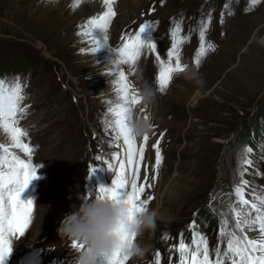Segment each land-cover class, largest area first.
<instances>
[{
	"label": "rangeland",
	"instance_id": "rangeland-1",
	"mask_svg": "<svg viewBox=\"0 0 264 264\" xmlns=\"http://www.w3.org/2000/svg\"><path fill=\"white\" fill-rule=\"evenodd\" d=\"M114 9L108 43L103 30L95 29L104 45L91 52L95 45L81 26L106 11L103 0H0V80L5 93L17 80L24 86L21 106L30 107L20 126L29 133L24 139L34 146L31 159L38 166V178L22 193L33 201L32 221L24 236L12 238L5 264H71L76 249L72 240L61 238V219L80 206L79 196L95 197L115 178L105 162L115 164L111 154L119 149L106 128L118 77L107 69L105 57L117 62L122 38L146 21L156 28L141 36L157 43L162 59L179 29L181 63L197 71L203 83L177 72L161 92L152 52L135 65L121 66L139 92L145 84L156 90L149 107L142 98L133 105V113L152 122L139 183L147 179L152 185H145L141 199L153 197L146 208L156 211V228L135 237L149 250L126 264H156L157 252L160 264H180L178 245L182 239L194 250V233L206 238L214 261L215 250L227 248L224 222L234 230L231 209L241 208L235 195L241 180L249 182L244 194L250 203L259 205L257 196L264 195V0H116ZM205 26V45L214 50L197 67ZM157 142L163 157L158 170ZM0 143L11 145L2 128ZM141 143L137 138V147ZM10 150L26 158L19 149ZM245 158L252 164H242ZM246 232L250 238L258 235Z\"/></svg>",
	"mask_w": 264,
	"mask_h": 264
},
{
	"label": "snow or ice",
	"instance_id": "snow-or-ice-1",
	"mask_svg": "<svg viewBox=\"0 0 264 264\" xmlns=\"http://www.w3.org/2000/svg\"><path fill=\"white\" fill-rule=\"evenodd\" d=\"M81 0H76L79 4ZM106 11L99 16L90 18L85 25H82V35H87L93 38L95 47L90 49L91 52H97L101 47L100 42L95 39L93 33L95 29H102L104 32V41L108 43V29L113 18L116 16L114 4L116 0H103ZM253 4L257 0H252ZM75 6V5H74ZM154 11V10H153ZM223 22V21H222ZM155 29L156 25L151 21L139 25V29L134 34L125 35L123 44L118 48L119 58L116 62L117 79L116 97L110 101L112 105L108 108L111 114V119L107 121L106 130H110L112 135V146L119 149L111 154L115 164L105 162L110 170H114L115 178L111 187L100 186L96 197L112 200L115 203L127 204L130 208L131 218H135L138 213L147 210L146 205L153 197L141 199V194L145 191V185L152 187L147 179L144 183H139L140 172L145 161V148L149 140V135L143 137V143L137 147V138L132 135L129 126V113L133 111V105L141 98L140 92L131 86L128 76L121 68L122 65H135L141 55L147 52L156 53V60L159 64V73L157 82L159 90L164 92L171 84L174 74L184 72L188 67L181 63L180 59V44L183 43V38L176 39V34L179 29L173 30V44L171 49L167 51V59H162L161 54L157 51V43L146 41L141 34L147 29ZM205 28L200 31V47L196 53V66L199 67L202 63V58L205 57L210 50H214L211 44L205 45ZM173 60L175 63H173ZM23 85L17 80L14 84L8 86L5 93V82L0 80V128L8 134L11 140V145L6 146L0 143V264H5L6 258L12 251V238L24 236L27 232L33 217V201L22 198V193L27 189L33 179L38 178V166L34 165L31 157L35 151L34 146L30 142L26 143L25 139L29 136L28 131L20 126L21 120L27 115L28 105L21 106L25 100L23 94ZM148 117L145 116V119ZM156 149V158L154 167L158 170L162 164L163 157L159 142L153 145ZM19 149L25 154L26 158H21L10 149ZM251 152V149H247ZM100 159V157H97ZM242 164L251 165L250 159H243ZM92 172H95L93 167ZM244 172H241V176ZM248 181L242 179L240 185L235 188V195L238 203L241 205L240 210L235 211L234 230L227 229V221L221 228V236L228 237L227 248L224 253L217 248L216 259L214 261L209 258V249L206 238L199 234H193L192 246L186 245L181 239L177 251L180 254V264H186L189 255L191 256L190 264H226V261H231V264H264V195L257 196V203H250L249 199L245 198L244 189L248 185ZM91 195V194H90ZM250 207H244L249 206ZM255 212V216L252 212ZM195 221L193 222V227ZM256 231L257 236L250 238L246 232ZM237 232L243 235H237ZM167 238V237H165ZM126 243L134 241L135 235H125L123 237ZM74 249H83V244L79 241H73ZM202 258H198L201 256ZM129 258L127 256L116 255L107 261H102L101 264H126ZM156 264H160V254L156 253Z\"/></svg>",
	"mask_w": 264,
	"mask_h": 264
},
{
	"label": "clouds",
	"instance_id": "clouds-1",
	"mask_svg": "<svg viewBox=\"0 0 264 264\" xmlns=\"http://www.w3.org/2000/svg\"><path fill=\"white\" fill-rule=\"evenodd\" d=\"M57 3L58 0H50ZM184 77L202 84L199 73L186 68ZM156 90L148 85L141 88L140 96L145 107L154 101ZM129 126L136 138H143L152 132V122L139 114L129 113ZM80 206L73 207L70 213L60 221L58 232L61 238L79 241L83 249H76L71 264H101L102 261L119 255L128 258L143 257L148 252V246L138 241L126 243L125 235L139 237L145 230L156 228L157 213L145 210L131 218L127 204L115 203L112 200L99 197L88 198L79 196Z\"/></svg>",
	"mask_w": 264,
	"mask_h": 264
},
{
	"label": "bare ground",
	"instance_id": "bare-ground-1",
	"mask_svg": "<svg viewBox=\"0 0 264 264\" xmlns=\"http://www.w3.org/2000/svg\"><path fill=\"white\" fill-rule=\"evenodd\" d=\"M90 37V36H89ZM94 37H95V39H97L99 42H100V44H101V47H99L98 49H100V48H102V46L104 45L103 43V40H102V38H100V36H98V35H94ZM90 40L93 42L92 44L93 45H95L94 44V41H93V38L92 37H90ZM105 59L107 60V65H108V70L110 71V72H114L116 69H117V63L115 62V60H114V58L112 57V55H107L106 57H105ZM116 86V85H115ZM112 90V89H111ZM0 131H1V128H0Z\"/></svg>",
	"mask_w": 264,
	"mask_h": 264
}]
</instances>
